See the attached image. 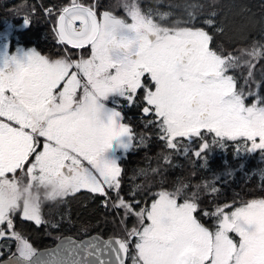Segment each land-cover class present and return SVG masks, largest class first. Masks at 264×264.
<instances>
[{"label":"snow or ice","instance_id":"1","mask_svg":"<svg viewBox=\"0 0 264 264\" xmlns=\"http://www.w3.org/2000/svg\"><path fill=\"white\" fill-rule=\"evenodd\" d=\"M122 8L124 16H117L98 11L97 0H68L39 9L55 19L54 56L24 47L14 35L31 29L36 6L22 23L0 30V241L16 246L0 264H264V197L200 206L202 194L216 195V183L244 171L250 157L264 163V68L261 79L254 77L264 60V31L229 51L222 43L226 26L214 11L197 27L195 11L168 26L169 13L142 9L138 0H124ZM241 68L246 75L236 74ZM132 107L164 142V164L172 165L173 153L191 154L212 171L215 152L229 145L232 159L191 189L180 181L141 206L135 197L144 186L134 184L125 199L120 161L152 138L125 122L121 109ZM82 191L104 197L122 236L68 239L40 253L16 229L17 217L48 226L42 206Z\"/></svg>","mask_w":264,"mask_h":264},{"label":"trees","instance_id":"2","mask_svg":"<svg viewBox=\"0 0 264 264\" xmlns=\"http://www.w3.org/2000/svg\"><path fill=\"white\" fill-rule=\"evenodd\" d=\"M41 1L46 4V7L52 3H57V7L68 3V0ZM86 1L88 3L92 2V0H84V2ZM100 2L106 4L104 7L105 9H107L108 6L118 8L119 12H121H118V16H124L122 4L119 3V0H100ZM138 2L142 9H151L153 12L157 13H169L170 15L164 21L168 26H172L177 21H186L188 19V12L195 11V25L197 27H204L203 20L209 18V12L214 11L216 13L215 19L226 26V36L223 38L222 43L229 51L246 47L248 43L246 38L254 37L258 39L261 31H264V0H138ZM15 3L16 2L12 1V3L0 4V17H6L5 14H12L9 11H5L4 8L10 4L15 5ZM193 3L202 4L204 7L195 10L191 9L189 5ZM28 4H31L30 0ZM209 5H213V7H209ZM42 21V19L35 20L37 24L36 30L42 31L44 29L41 25ZM20 23H22V20L18 21V24ZM34 32L35 31L31 29L18 34L21 36V39H28L29 43H33L36 40L34 44L37 45L43 53L49 54L48 49L40 45L44 43L41 40V42L38 43L42 35L39 34L34 37ZM32 37L35 39H32ZM262 68H264V60H261L254 70V77L256 80L261 79ZM240 73L246 75L247 69H238L236 74ZM250 102L251 100H249V103ZM140 120L141 119H139V121H130L133 130L136 133L150 132L152 138L148 141L147 147H140L131 151L120 163L121 167L124 169L121 194L124 195L125 199H128V194L134 184L143 185L144 187L135 197L137 200L141 201V206H143L144 201L151 202L152 193H156L162 188L172 190L180 181L188 184L190 189L196 182L203 183L205 181H211L213 179V172H219L223 168V161L226 158L228 160L232 159L233 148L229 145L227 152H215V155L212 157V171L202 170L199 161L193 158L191 154L185 158L182 155L173 153L172 165H166L160 156L162 151H166L164 142L156 138L157 132L155 128L145 129L143 127V122ZM192 147L195 148V145H192ZM241 148H243V145H241ZM254 156L250 157L248 161ZM152 168H160V172L153 174L150 171ZM139 169H144L148 174L146 176L138 175L137 170ZM261 169H264V163H261L260 158L256 170L247 164L244 171H237L234 176L229 178L222 177L221 180L216 183V187L219 189L216 195H208L205 202H203V195L201 196V208L211 210L216 205H223L231 203L232 201L239 202L242 200L264 197V178L260 175ZM190 174L193 175L194 178H192ZM202 176L203 180H201ZM129 177H134V179L130 180ZM111 195L110 193V196ZM114 198L113 196V199ZM103 199L104 197L102 196H93L86 191H82L75 196L67 197L66 201H47L44 204L43 213L45 219L49 220L51 223L48 226L42 225L37 227L34 223L22 222L20 220L18 230L21 231L36 248L52 246L64 235L83 238L90 234L99 233L105 237H120L122 235V230L119 226V217L115 211L110 208L106 209L102 206L101 202ZM198 218L209 228H213L215 225V221L209 217L199 215ZM51 224H58L59 226L52 227ZM85 228L86 231L84 230ZM3 242L4 244L11 243V248L15 245L9 241ZM2 250L4 249L0 248V251ZM5 257H7V255L1 257L0 260Z\"/></svg>","mask_w":264,"mask_h":264},{"label":"flooded vegetation","instance_id":"3","mask_svg":"<svg viewBox=\"0 0 264 264\" xmlns=\"http://www.w3.org/2000/svg\"><path fill=\"white\" fill-rule=\"evenodd\" d=\"M12 1L16 2L15 5L10 4L9 6L4 8L5 11H9L12 14H5L6 17H4V16L0 17V24H1L0 25V30H3V28H4V26L6 24H15L16 23V25H19L18 21L21 20L20 17L25 15V14L19 15V13H17L15 7L18 4H28L29 0H0V4H2V3H12ZM30 3L32 5L31 4H29V5L36 6V8L38 9L36 14H35V16L32 17V21L33 22H32L31 29H33L35 31L33 33V36L36 37L39 34L42 35V38L39 39L38 43H40L42 41L44 44H40V45L43 48H47L48 51H49V54L54 56L60 50L58 48L57 44H56L55 36H54V32H53V25L55 24V19H54V17H51V16L47 17L48 16L47 14H45L44 12L39 10V9H41L43 7H46L45 6L46 4H44L41 0H30ZM47 6H49V5H47ZM51 6L57 7L58 4L57 3H52ZM36 19L37 20H41V19L43 20L41 25L44 27V29L42 31L36 30L37 29V24L35 23ZM14 35H19V34L15 33ZM34 37H32V39H35ZM28 41H29L28 39H21V36H20V43L24 47H36L39 51H41L37 47V45L34 44L36 42V40L33 43H29ZM15 43H16V41H15V39H13V41H12V49L11 50H14ZM41 53H43V52L41 51ZM121 110L124 113L125 122H127V123H130V121H133V120L134 121H139V119H141V114H140V108L139 107H132L130 109L129 108H125V109H121ZM140 121L142 122V120H140ZM19 221H20V219H19V217H17V219H16V229L17 230H18V226H19ZM25 238L28 239L27 237H25ZM29 242L32 244V242L30 240H29ZM34 248H36V247H34ZM36 249L39 250L41 248H36ZM12 253H14V252H12ZM9 256L10 255H7V257H9ZM7 257H5V258H7ZM5 258H3V259H5Z\"/></svg>","mask_w":264,"mask_h":264},{"label":"rangeland","instance_id":"4","mask_svg":"<svg viewBox=\"0 0 264 264\" xmlns=\"http://www.w3.org/2000/svg\"><path fill=\"white\" fill-rule=\"evenodd\" d=\"M85 3H88L87 1L85 2ZM119 3L120 4H123L124 3V0H119ZM97 4H98V11H104V10H108V11H111V12H113L115 15H119V13H121V12H119V10H118V8H113V7H111V6H108V8L107 9H105L104 7L106 6V4H103V3H101L100 2V0H97ZM122 6V5H121ZM31 5H29V4H18V5H16V7H15V9H16V11H17V13H19V15H21V14H26V13H28L29 11H30V9H31ZM119 12V13H118ZM123 14H124V11H123ZM47 17H49V16H47ZM45 53V52H44ZM44 53H42V54H44ZM259 162H260V158H259V156L258 155H256V156H254L250 161H248V165L249 166H251L254 170H256L257 168H258V164H259ZM186 173V172H185ZM187 175V174H186ZM188 176V175H187ZM190 176L192 177V178H194V176L193 175H191L190 174ZM229 178V177H228ZM201 180H203V176H202V179ZM197 184H202V182H196L194 185H197ZM222 184H223V182H222ZM194 190V189H193ZM203 195V202H205L206 201V198L208 197V195H204V194H202ZM66 200H67V198H66ZM65 200V201H66ZM58 202H60V201H58ZM45 205H43L42 206V213L44 212L43 211V207H44ZM43 215H44V213H43ZM44 218H45V216H44ZM126 223L130 226V225H132V224H134L135 223V218H133V217H130L127 221H126ZM119 226H120V224H119ZM122 235H123V233H122ZM121 235V236H122ZM9 242H12V241H9ZM12 243H14V242H12ZM0 244H4V242L3 241H0ZM15 244V243H14ZM34 247V246H33ZM3 252H4V255H11V253L13 252V251H16V246L14 245L13 246V248H11L10 250H2ZM3 255V256H4ZM3 256H0V258L1 257H3Z\"/></svg>","mask_w":264,"mask_h":264},{"label":"water","instance_id":"5","mask_svg":"<svg viewBox=\"0 0 264 264\" xmlns=\"http://www.w3.org/2000/svg\"><path fill=\"white\" fill-rule=\"evenodd\" d=\"M95 236H99V237H102L104 239H108L109 238V237H105V236H103V235H101L99 233L90 234V235L85 236L83 238H77V237H74L72 235H64V236L60 237L58 239V241L54 245L49 246V247H45V248H41V249L38 250V252L43 253V252H45L47 250L54 249L58 245H60L63 241L68 240V239H71V240L76 241V242H84V241H87V240H89V239H91L92 237H95ZM116 237H119V236H116ZM7 259H8V257L5 258V259H1V260H7Z\"/></svg>","mask_w":264,"mask_h":264},{"label":"clouds","instance_id":"6","mask_svg":"<svg viewBox=\"0 0 264 264\" xmlns=\"http://www.w3.org/2000/svg\"><path fill=\"white\" fill-rule=\"evenodd\" d=\"M141 114V113H140Z\"/></svg>","mask_w":264,"mask_h":264}]
</instances>
